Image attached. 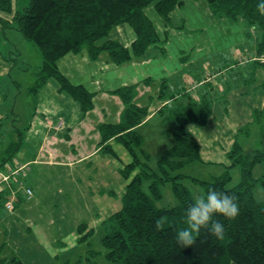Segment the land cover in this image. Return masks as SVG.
<instances>
[{"label": "trees", "instance_id": "trees-1", "mask_svg": "<svg viewBox=\"0 0 264 264\" xmlns=\"http://www.w3.org/2000/svg\"><path fill=\"white\" fill-rule=\"evenodd\" d=\"M184 1L29 0L22 10L14 11L13 0H0V10L13 13L11 19L0 18V21L4 29H18L42 54L43 63L35 73L36 80L30 93L37 97L40 90L54 79L61 92L68 93L80 104L85 116L95 107L96 93L83 84L73 83L61 70L60 60L69 53L78 54L83 50H87L92 59L99 58L106 51L115 64L140 58L151 46L166 42L169 34L166 30L165 37H161L154 21L147 15V8L153 5L168 26L174 10L184 6ZM205 1L217 18L234 21L245 18L253 27L258 25L262 30L258 52L264 53V15L257 11L258 0ZM122 24H129L135 30L136 37L131 46L110 37L115 27ZM167 88L166 84L161 87L159 97L166 103L159 111L173 123L175 142L160 155L157 169L152 168L147 160L143 161L138 152L142 150L147 159L151 157L145 150L144 136L138 130L151 112L148 105L137 103V85L115 90L124 104L119 121L98 124L102 151L113 150L112 142L116 139L131 151L133 157L122 168L129 180L123 206L107 221L109 225L103 237L107 257L119 264H264V200L255 196L259 185L264 188V173L260 178L254 175L255 167L264 161V144L261 150H246L239 135L244 130L248 136L249 128L243 127L228 152L230 163L224 166L221 174L209 180L186 174L183 170L191 164L205 163L201 143L188 127L209 123L214 99L208 92L194 96L187 89L174 94ZM253 116L254 122L258 123L264 118V108L254 110ZM262 139L264 143V132ZM21 146L22 141L12 143L6 156L0 160V167L5 168ZM238 167L240 179L235 183L233 170ZM187 181L199 186L203 195L214 189L236 197L239 215L235 219L221 215L214 217L225 227L224 240H218L207 229H201L193 245L185 248L177 241V233L187 227L186 210L195 198ZM146 182L148 190L145 189ZM169 183L178 203L160 206L164 198L162 187ZM8 193L10 189L0 192V211L6 208ZM25 200L26 195L19 191L15 208ZM84 228L81 225V232ZM0 264L25 263L17 256L4 255L1 246Z\"/></svg>", "mask_w": 264, "mask_h": 264}, {"label": "rangeland", "instance_id": "rangeland-1", "mask_svg": "<svg viewBox=\"0 0 264 264\" xmlns=\"http://www.w3.org/2000/svg\"><path fill=\"white\" fill-rule=\"evenodd\" d=\"M13 1L14 11L22 10L29 3V0ZM200 1L185 0V8L173 12V14H183L185 17L179 20L173 17L168 26L165 21L156 17L158 15L153 5L146 10L159 31L167 29L169 32L163 50L170 57V65L174 62L171 58L174 57L171 48L183 49L182 53L191 56L189 61L192 57L199 58L203 53L202 49L207 48L209 53L200 65L202 66L201 72L207 75L209 72L205 70V65L214 58L211 48L216 47L215 49L224 51V54H219L217 58L221 61L223 56L232 54L236 48L244 50L246 47L251 50L258 48L262 37V30L258 25L255 27L249 25L248 34L246 33L248 37L242 48L236 27L226 31L221 28L222 24L213 23V28L218 29L214 33L211 31V22L207 16L201 19L197 17V20L194 18L195 7L191 9L190 5L192 2L198 4ZM0 15L8 19L13 16V13L1 11ZM224 18L226 17H220L219 20ZM203 22L208 26H205ZM127 25L129 24L115 27L110 37L124 41L119 36L121 33L119 28ZM224 31H226L225 34ZM0 36V53L13 62V73L9 78L11 89L6 90L10 110L5 114L7 116H4L0 126V160L6 156L7 149L12 143L22 141L20 150L8 165L30 163V170L24 180L26 185L32 187L34 191L31 199L23 201L14 210H7L3 207L0 211V247L3 246V254L17 256L25 264H119L107 257L108 249L103 243V237L109 225L107 224L109 217L123 206L122 199L129 180L124 176L122 168L130 163L133 157L131 151L116 139L112 142L113 150L102 151L98 124L119 120L124 108L122 99L119 95H114L115 93L105 91L100 84L99 89L101 90L96 93L94 99L95 107L84 116L81 109H78L80 108L79 103L73 100L68 93L63 92V96L70 98L68 99L70 101L63 99L60 108L66 113L70 109L74 111L76 119L71 128L66 126V114L49 117L41 111L42 109H38V106L36 108L35 96L30 93V87L34 86L36 80L35 73L43 63L40 50L18 29H4L1 21ZM210 43L214 45L209 48ZM6 47H9V50H6ZM229 47L232 50H228ZM150 52L151 48L147 50L146 55L148 56ZM106 53L109 55L108 52ZM182 61L186 65L189 64L186 59ZM78 64L77 62L72 63L71 68L75 70L74 73L77 70L82 73V68ZM209 65L213 68L212 63ZM190 69L187 67L182 71L187 85L189 80L195 78ZM252 76L257 80L260 78L259 73H252ZM154 89L157 88L154 87ZM154 89L141 86L136 101L139 105H148L150 115L154 113L148 118V123L139 129L144 136L145 150L151 157L147 159L142 150L138 152L143 161L147 160L152 168L157 169L160 155L174 145L175 128L170 120L165 119L166 115L162 116L158 111L162 101L159 97L160 90L155 92ZM214 109L213 123H216L219 118L229 122L235 117L232 126L237 125L235 131L227 126L222 130L215 129L218 130L217 137L222 146L225 141L231 143V140L227 141L230 131L235 132L234 138L238 130L244 127L249 128L248 136L244 130L239 135L244 148L248 151L263 148L264 118L258 123L253 120L247 125L244 118H239L237 110L233 113L222 102L216 103ZM49 119L57 123L55 125L62 121L61 129H56L55 126L49 127ZM218 121L220 123L221 119ZM188 131H192L199 139L202 138L207 128L198 124H190ZM213 146L212 162L193 163L183 172L202 180H209L221 174L225 165L220 162H226L225 153L222 152L223 148L219 147V143ZM261 163L254 169L256 178L262 177L264 173V161ZM233 172L235 183H237L240 179L239 167ZM186 184L195 197L203 194L199 186L189 181ZM145 189L148 190V182L145 183ZM162 191L164 198L160 201V206L168 207L178 203L170 183L164 185ZM255 196L261 201L264 200L263 186L257 187ZM81 225L85 226L83 232L80 229Z\"/></svg>", "mask_w": 264, "mask_h": 264}, {"label": "crops", "instance_id": "crops-1", "mask_svg": "<svg viewBox=\"0 0 264 264\" xmlns=\"http://www.w3.org/2000/svg\"><path fill=\"white\" fill-rule=\"evenodd\" d=\"M196 3L192 2L190 5L191 9L195 7V9L193 10V13L195 14L194 15L195 19L197 17L201 19L202 17L207 16L211 22V27H210L211 31H213L214 33L218 29L213 28L214 26L213 23H216L218 25L222 24L221 28L225 29L226 31H228L229 28L236 27V31L238 30L237 33L240 35L241 38L240 45L241 47L242 45L243 46L245 45L246 39L248 37L246 33L248 32L247 30L250 25V23H248V21L245 18L244 19L239 18L236 21L230 20L228 18L219 20V18H217L211 12L208 3H206L203 0H201L198 4ZM185 5L186 2L184 6L179 7L177 9L185 8ZM177 9H175L174 12L178 11ZM156 17L159 20H163L159 15ZM173 17H176L179 20L180 18H184L185 16L183 14H172V20ZM0 18H3V16L0 15ZM204 25L208 26L206 23H204ZM166 30L163 31V29H161V31H159L162 38L165 37ZM119 31H121V33H119V36L122 38V40H124L122 41L123 44L127 47L131 46L136 37L134 28H132L130 25H127L119 28ZM226 31H224V34L226 33ZM0 40H1V36H0ZM163 45L164 42L163 44L153 45L151 46V52L149 53L148 56L145 54L140 58H132L127 62L121 64L113 63L111 61L110 55H108L106 52L102 53L99 58L92 59L90 57L89 52L87 50H83L78 54H74V53L67 54L60 60L59 66L61 70L65 73V75L73 83L83 84L90 91L94 93H97L101 90L99 89L101 84L102 88L105 91L108 90L111 93H114L115 90H117L121 86L137 85L138 93H139V88H141V86H147V87H153V89L154 87H156L157 89H154L155 92L159 89L160 90L159 94H160L161 87L163 86V84H166L168 86L167 91L177 94L187 89L185 76L184 73H182L184 68L187 67L189 69L191 68L190 70L195 75L194 79L196 80L200 78H205L209 73H211V71L222 72V70H224L223 74L214 78L213 80H211V82H208V84H205L204 86L200 87L197 93V95L200 96L201 94H205L208 92V95H210V97L211 98L213 97L214 99L213 101L214 107L209 123L207 125H202L203 127L207 128V131L204 133V135H202V138L199 139L197 137L196 138L201 143L202 146L201 154L205 162H212L211 161V159L213 158L212 146L214 144L219 143V147L221 146L223 148L222 152L225 153L224 156L226 159L225 160L226 162L222 163L223 161H221L220 164L222 165L229 164L230 159L228 156L229 155L228 152L232 149L240 129L238 130L236 137H234L235 140L233 141L234 139L233 136L235 135L234 131L236 130L235 128L237 127V125L235 127L232 126L233 124L232 121L235 119L234 116L232 121L228 122V120L226 121V120H222V118H219L218 120L221 119L220 123L218 120L216 121V123H213V121L215 120L213 116L215 112L214 109L215 104L222 102L225 104V107L228 106V108L232 110L233 113L237 110L239 118L241 117H242L241 119L244 118L243 120L246 121L245 123H247V125L248 123H251L254 120L253 119L254 110L264 108V88H263L264 53L260 54L258 52V48L254 50H251L248 47H246L245 50L241 48H236L235 51L234 50L232 51L233 52L232 54L229 53L228 55L223 56L221 58L222 59L221 61L220 59L217 60V58L219 54L222 53L224 54V51L215 49L216 47L211 48L212 49L211 53L212 55H214L215 59L213 58V61H210V63H212L213 65V68H211V65H209L210 63H206L205 70L209 73L205 75L206 73L204 74L203 72H201L202 66L200 65L201 62L205 60V57L209 53V50L207 48L202 49L203 53L201 54V56H199V58L197 56H196L197 58L192 57L191 59V61H193L192 64H190L191 61H189L191 56H189L188 54L185 55L186 53H182L183 49L181 48L177 49L176 47L171 48L170 50L173 51L174 53V57L171 58L174 59V62L170 65L169 64L170 57L166 54V51L163 50ZM208 45H210L209 46L210 48L213 47L214 44L210 43ZM6 50H9V47H6ZM228 50H232V49H230L229 47ZM184 59L188 61L189 63L188 65H186L184 61H182ZM74 62L79 63L78 66L82 68V73H80L79 70H77L76 73H74L75 70L71 68L72 63ZM193 67H195V69ZM12 69H13L12 60L10 59L9 61L6 55L0 53V120L1 122L4 120V116H7L5 115L7 114V111L10 110V106L7 104L9 97H7L6 90L11 89V82H9V78L12 76L13 73ZM252 73L253 74L259 73L260 78L258 80L255 79L256 77H253ZM59 87L60 86L58 82L54 79H51L40 90L38 96L35 97L36 108L38 106V109L40 110L42 109L41 111H43L44 114L48 115L49 117L52 115L66 114L65 115L67 116V119L65 120L66 126H70L71 128L76 121V119L74 118V111H71L70 109V111L66 113V111L60 108L61 101L63 99L68 100L70 98H68L67 96H63L64 94L59 90ZM164 103L166 102L162 101L161 106ZM78 109H81V106ZM67 110L69 109L67 108ZM160 114L162 116H165L161 112ZM153 115L154 113L150 115L148 118L152 117ZM147 120L145 123H143V125L148 123ZM108 122H112V121H108ZM55 124L57 123L50 121V119L48 120L49 127L50 126L56 127ZM143 125L140 126L138 130L141 127H143ZM226 126L232 127V129H234V131H230L228 133L229 138H227V141L229 142V140H231L232 144L231 143L229 144L225 141L224 145L222 146L221 141H218L219 140L217 137L218 130L215 129L220 128L222 130L223 128L225 129ZM225 135L227 137V133Z\"/></svg>", "mask_w": 264, "mask_h": 264}, {"label": "clouds", "instance_id": "clouds-1", "mask_svg": "<svg viewBox=\"0 0 264 264\" xmlns=\"http://www.w3.org/2000/svg\"><path fill=\"white\" fill-rule=\"evenodd\" d=\"M257 11L264 15V0H258ZM217 215L235 219L239 215L236 197L214 189H209L207 195H197L186 210L187 227L177 233V241L185 248L189 247L195 243L201 229L224 240L225 227L214 219Z\"/></svg>", "mask_w": 264, "mask_h": 264}, {"label": "built area", "instance_id": "built-area-1", "mask_svg": "<svg viewBox=\"0 0 264 264\" xmlns=\"http://www.w3.org/2000/svg\"><path fill=\"white\" fill-rule=\"evenodd\" d=\"M223 73L224 70H222V72L211 71V73H209L205 78H200L198 80L192 79L191 81L189 80L187 92L194 96H198L197 93L200 87L208 84V82H211V80ZM62 124L63 122L61 121L58 125H56V129H61ZM28 170H30V163H19L11 166L6 165L5 168L0 167V192L10 189V193H8V197L5 202L7 210L15 209V203L18 201L19 191H22L24 195H26L27 199H31L33 197L34 191L32 187L27 186L24 180Z\"/></svg>", "mask_w": 264, "mask_h": 264}]
</instances>
